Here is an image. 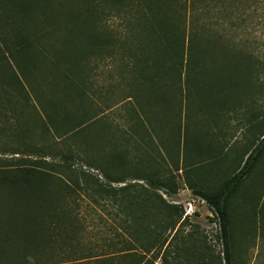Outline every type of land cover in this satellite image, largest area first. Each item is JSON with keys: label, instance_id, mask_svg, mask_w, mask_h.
I'll use <instances>...</instances> for the list:
<instances>
[{"label": "trees", "instance_id": "obj_1", "mask_svg": "<svg viewBox=\"0 0 264 264\" xmlns=\"http://www.w3.org/2000/svg\"><path fill=\"white\" fill-rule=\"evenodd\" d=\"M238 2L241 0L113 2L126 10H136L135 23L142 27L141 40L146 45L140 54L132 52L136 57L131 66L135 75L124 99L128 116H138L142 123L150 125L166 150L168 141L179 152L182 144L186 150L190 141H200V136L189 135L186 124L184 129L182 124L195 108L214 113L224 107L226 110L244 107L242 111L250 128L257 117L246 111L253 100L251 76L258 65L252 58L257 56L246 46V40L238 37L242 34L238 23L247 22L243 14H236ZM56 9L61 16L55 22L48 15ZM96 11L93 0H0V15L5 14L0 18V27L2 22L10 24L11 32L0 30V90L6 102L18 95L24 105H29L28 87H34L35 78L43 79L44 61L46 70L48 67L51 71L45 73V94L50 97L41 123L45 139L39 143L25 140L19 148L12 142L0 144V149L23 154L0 158V264H147L149 247L160 236H170L180 222L182 213L179 214L177 206L145 184L112 186V182L128 179L120 174L129 170L122 152L108 155V162L103 164L91 148L89 129L101 116L92 117L86 107L88 83L77 79L72 65L68 66L70 73L61 69V65L72 59L70 52L78 41L83 40L89 46L112 42V33L91 30ZM35 14H44L49 19L45 24L59 29L62 37L49 43L32 31L26 20ZM55 94L59 111L52 100ZM20 135L25 136L24 129ZM55 135L67 138L65 142L73 140L76 146L69 143L63 146L64 142L56 140ZM258 137L262 143L257 142ZM250 138L237 171L218 189L189 185L219 220L224 264H234L231 199L264 156L263 121ZM77 157L87 168L98 170L97 174L76 167ZM74 172L77 179L71 176ZM132 175L154 189L166 185L142 170ZM67 201L74 202V207L68 206ZM110 201L132 216L134 224L143 223L142 232L155 238L143 241L139 237L141 231L135 228L132 235L136 238L118 239L119 249L113 252L84 244L80 236H91L92 228L79 217L77 210L81 203L96 209V205L105 207ZM99 222L106 225L101 213ZM66 227L68 230L64 231ZM68 232L73 236H68ZM116 234L122 236L120 232ZM139 243L143 250L138 249ZM166 243L167 238H161L160 245Z\"/></svg>", "mask_w": 264, "mask_h": 264}, {"label": "rangeland", "instance_id": "obj_2", "mask_svg": "<svg viewBox=\"0 0 264 264\" xmlns=\"http://www.w3.org/2000/svg\"><path fill=\"white\" fill-rule=\"evenodd\" d=\"M113 2L114 0L104 2L93 0L97 16L95 15L90 27L95 32L112 33V42L89 46L83 40L78 41L74 51L70 52L72 59L61 65V69L69 73L68 66L72 65L73 70L76 69L77 79L88 83L86 89L89 97L85 101L86 107L92 117L101 116L92 122L89 129L91 148L103 164L108 162V155L111 154L122 152L123 156L127 157L129 170L120 174L127 175L128 179L125 182H112V186L119 187L130 182L143 183L152 191L162 194L167 202L177 206L179 214L182 213L180 222L170 236H160L167 238V243L160 245V238L153 247H149L151 251L146 254L147 264H224L219 220L207 202L194 194L189 185L195 184L201 188L215 190L237 171L238 166L228 167L225 161L223 162L226 155L224 128L231 119L235 120L236 127L246 124V117L242 111L244 107L238 106L232 110H226L224 107L218 112L213 111L214 113L195 108L182 124L183 129L186 124L189 135L200 136V141L198 143L190 141L186 150L182 144L180 152L172 147L171 141H168L166 150L156 139V133L150 125L142 123L138 116L133 118L128 116L127 101L124 99L129 94L131 77L135 75L131 66L136 57L132 52L140 54L146 45L141 40L142 27L135 23L136 10H126L120 5H114ZM52 14L48 16L55 22L61 16L57 9ZM236 14H243L247 20L245 24L243 21L238 23L237 28L242 32L238 37L244 38L246 46L254 50L257 56L252 58L258 65L254 67L256 72L251 76L254 82V88L251 90L253 100L246 110L257 114V117L251 121V128L247 127L243 131L244 134L247 132L250 135L257 125L262 121L264 123V0H241L237 4ZM3 15H0L1 19ZM241 20L242 18L239 19ZM46 21L49 19L44 14H35L28 16L26 25L44 36L43 39L49 43L58 41L63 33L58 32L59 29L55 27L53 29L46 25ZM0 30H8L4 32L10 34V24L2 22ZM48 30L52 32L49 33ZM43 63L41 70L43 79L35 78L34 87H28L29 105H24L18 95H13L11 102L7 103L0 90V144L12 142L15 148H19V144L25 140L39 143L45 139L41 123L46 113L45 104L48 105L50 98L45 94V73L50 74L51 71L48 67L46 70L45 61ZM57 98V94L52 96L57 105L55 110L59 111L61 109ZM101 112L105 115H100ZM212 127L213 132L210 131ZM22 129L25 130V136L20 135ZM203 129L208 133L206 148L202 149V152L206 154L211 149L216 150L213 154L214 159L210 161L208 154L202 156L200 152ZM55 137L60 143L64 142L63 146L65 143L76 146L73 140L65 142L67 138L63 139L58 135ZM257 142L262 143V140L258 137ZM196 143L197 146L194 148ZM73 150L76 155L75 148ZM14 156L20 157L23 154L13 153V150L7 148L0 149L1 159ZM235 160L237 161L236 156ZM83 164L77 157L74 165L87 168ZM87 169L96 174L98 172L91 168ZM137 170H142L150 178H155L166 185L154 189L153 185H148L143 180L133 179L132 174ZM76 174L77 172L71 173L72 178L77 179ZM174 188L176 191H173ZM71 203L67 201L68 206L75 205L74 202ZM152 207L154 208L153 205ZM231 209L234 264H264V156L232 197ZM77 212L92 228L91 236L80 237L84 244H92L98 247L97 250L108 252L118 250L117 240L135 239L136 236L132 235L135 228L141 231L142 236L139 237L143 241L155 238L142 232V228L145 229L144 224L141 222V225L134 224L133 217L122 211L114 201L108 202L105 207L96 205V209H91L86 202H82ZM157 212H160V205L157 206ZM100 213L105 216V226L99 222ZM63 230H68V227ZM117 232L122 236H116ZM68 234L73 236L70 232ZM142 248L140 244L138 249Z\"/></svg>", "mask_w": 264, "mask_h": 264}, {"label": "crops", "instance_id": "obj_3", "mask_svg": "<svg viewBox=\"0 0 264 264\" xmlns=\"http://www.w3.org/2000/svg\"><path fill=\"white\" fill-rule=\"evenodd\" d=\"M235 120L234 119H231V122L229 120L228 123H226V126L224 128V134H225V144H226V147H225V159L223 160V162L225 161V165L228 166V167H233L235 168L236 166H239V162L241 160V157H242V154L244 152H246L250 146V141H251V138H250V135L243 131H245L248 127V123L246 122V124L244 125H241L240 124V127H236V123H234ZM220 130V129H219ZM210 131H214L213 130V127L211 128ZM242 131V132H241ZM206 129L202 130V134H203V139L201 141V154L202 156L205 154L202 152V149L205 150L206 148V145H205V141H206ZM198 143V142H197ZM197 143L194 145V148L197 146ZM196 150H198V148H196ZM219 151H221V144L219 145ZM216 152V150L214 149H211L209 151V153H206L205 155L208 154L209 158L208 160H213V154ZM235 156H236V159L237 161L235 160ZM247 157V156H246ZM246 157L244 159H246ZM220 158H218V163H219V160ZM222 162V161H221Z\"/></svg>", "mask_w": 264, "mask_h": 264}]
</instances>
